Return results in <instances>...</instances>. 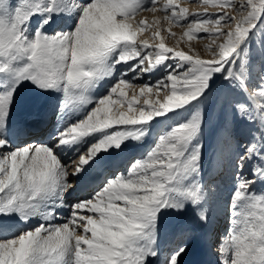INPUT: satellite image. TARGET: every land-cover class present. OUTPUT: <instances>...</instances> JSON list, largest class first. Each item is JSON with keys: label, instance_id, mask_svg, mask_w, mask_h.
Masks as SVG:
<instances>
[{"label": "snow or ice", "instance_id": "1", "mask_svg": "<svg viewBox=\"0 0 264 264\" xmlns=\"http://www.w3.org/2000/svg\"><path fill=\"white\" fill-rule=\"evenodd\" d=\"M203 3L190 13L176 0H0V217L22 225L0 238V264H149L160 256L161 210L191 205L207 222L200 105L217 79L236 94L232 108L250 126L231 161L229 227L217 262L264 264V191H254L264 182V74L250 86L249 72L254 38L264 51V0ZM141 11L163 15L147 23L136 19ZM65 13L61 30H45ZM173 26L182 32L169 47ZM194 40L206 41L207 57ZM129 73L149 79L137 88ZM106 78L115 83L94 95ZM24 82L61 94L60 123L49 140L16 145L7 126ZM129 142L142 151L126 169L66 202L70 178ZM65 149L78 155L71 173ZM186 247L171 249L163 264H180Z\"/></svg>", "mask_w": 264, "mask_h": 264}, {"label": "rangeland", "instance_id": "2", "mask_svg": "<svg viewBox=\"0 0 264 264\" xmlns=\"http://www.w3.org/2000/svg\"><path fill=\"white\" fill-rule=\"evenodd\" d=\"M13 2H15V0H13ZM66 2L73 3L77 2V0H66ZM164 2L165 0H158L159 5H162ZM176 2L181 7L187 8L190 13L205 10V4L203 3V0H176ZM207 11L214 12L216 11V9L208 6ZM154 15H163V13L157 12L156 14H153L150 11H141L137 14L136 19H144L147 23H152V21L154 20ZM69 16L70 13H65L63 14V16L54 17L53 22L49 26H47L45 30L48 32H53L58 29L61 30L63 25L68 21ZM36 22L37 21L35 20L33 21V23ZM52 28L53 30H50ZM171 31L176 32L177 37H167L165 42L167 46L175 47L176 40L179 38L182 29L179 26H173ZM161 34L165 35V33L163 32ZM140 35L141 38H147L151 35V32L146 30ZM258 38L259 37L254 38L250 50V86L258 82L259 75L264 74V51L261 50V47L257 43ZM261 42L262 44H264V37H262ZM191 43L196 52H198L202 57H207L208 54L204 49V44L206 43V41L194 40ZM181 47H183V49L187 51L186 45L181 44ZM122 71L123 68L121 67L116 73L117 77ZM131 76H133V74L129 73L128 76L125 77V79L131 81L137 86V88L149 79V76L145 75L143 79L133 81ZM156 76H158V73L155 74L152 78L155 79ZM109 83H115V80L106 78L93 94L102 95L104 92L103 90H105ZM128 94L129 96H131L132 92L129 91ZM235 95L236 94L234 92L226 88V85L220 79H217L216 82L213 83L211 91L208 92L207 96L204 98L200 105L204 117L201 135V141L203 143L202 183L205 187L206 192L208 193V199L202 206V209L206 211L208 217L207 222L201 221L198 218V216L196 215V209H194L191 205L187 206L185 210L180 212L172 209L161 210L158 220L157 237V247L160 252V256L158 258H149V264L163 263L165 257L168 254L163 252V246L169 242L168 237L171 234L175 235L180 231L185 232V234L181 238H179V241L177 240L180 245V243L186 244L185 239L188 238L187 236H190V233L194 232L195 230L199 231V229H204V231L206 230L207 233H209L211 225L215 226L216 224V226L219 225L218 228L222 227L225 233L227 228L229 227L228 203L230 199V193L233 188L231 161L233 156L235 155V151L237 150L236 145L243 142L250 127L244 120L236 115L232 108V101L235 98ZM60 98L61 94L58 92L43 93L34 88L30 83L24 82L17 89L15 102L12 106L11 115L7 126V135L9 136V138L12 140L14 136L17 137L22 121L25 120L28 116L39 114L38 112L46 111L51 104L55 103L54 112H52L49 118L51 120L49 125H51V123L55 121V117L58 114L57 111L59 109ZM66 118L67 116L65 117V119ZM39 131L37 130V134L39 133ZM140 147L141 146L137 145L135 142H129L127 143V146L123 148V150H113L110 157H102L95 164L91 165V167H87L86 169L88 171H85L83 173L88 174L92 171H96L99 166H103L104 168L109 165L106 164L107 162H117L121 158V156L125 155L128 152H131L127 157L128 162L124 167L126 169L129 161L134 156H136V154H138L137 152L142 150ZM64 163L72 165V160L70 163L69 161H64ZM72 167L73 166H70L68 168V171L70 173L71 171H73ZM74 180L75 178H70L69 183L74 185V183H72L74 182ZM228 185L232 187L228 191H226ZM75 190L76 189L74 187L73 190H71L67 194L66 202H74V200L70 201L69 199H67V197H69L70 193H74ZM225 191L229 192L228 196L225 195ZM254 191L258 193L264 191V182H257L254 187ZM66 214V210L61 213V215ZM224 221H226L225 224ZM21 226L22 225L15 217H0V238H3L2 236H5V234L17 231ZM220 237V232H218V235L216 234L215 237L211 238L214 239V241L212 242L218 245L217 240ZM217 245L213 246V254L210 255V253L208 254L205 245L203 246V242L198 239L197 236L196 238H192L186 245V251L180 258V264H218ZM163 256L164 259L162 258Z\"/></svg>", "mask_w": 264, "mask_h": 264}, {"label": "bare ground", "instance_id": "3", "mask_svg": "<svg viewBox=\"0 0 264 264\" xmlns=\"http://www.w3.org/2000/svg\"><path fill=\"white\" fill-rule=\"evenodd\" d=\"M50 30H53V28ZM56 31H59V29ZM54 108H55V103L51 104L50 107L46 111L38 112L39 114L30 115L25 120H23L21 123L20 129H19V133H18L17 137L16 136L13 137L12 142L16 145H24V144L32 143L33 141L42 142V141L49 140L50 134L53 133V130L57 126H59V123H60V113H59V109L57 108L58 114L56 113L57 116L56 115H55L56 117L54 116L55 121L54 122L52 121L53 123H51V125H49V123L51 122V120L49 118H50V115L52 114V112H54ZM36 130H38V131L40 130L38 134H37ZM140 151H142V150H140ZM139 152H137V153H139ZM130 153L131 152H128L125 155L121 156V158L117 162H112V163L107 162L106 164H109V165L104 167V168H103V166H99L96 171H92L88 174L87 173L86 174H84V173L80 174L79 177L75 178L74 182H72V183H74V187L76 190L74 191V193L73 192L70 193V195H69V197H67V199H69L70 201H73L77 197L83 198L88 192H91L93 189H95L96 186L102 180H104L106 177L110 176L114 172L124 170L125 169L124 167L126 166V164L128 162L127 157L130 155ZM77 156L78 155H74L73 152L71 150H68V149H65L64 152L62 153L63 161H69V163H70L72 160L71 166H73L72 167L73 171H74V167H75V162L78 160ZM66 158H68V159H66ZM85 171H88V170L86 169ZM108 173H109V175H108ZM213 180H215V179H213ZM214 182H216V181H214ZM212 184H214V183H212ZM216 184H218V183H216ZM228 186H227V188L225 187L226 191H228L232 187V186H229V187ZM226 191H225V195L228 196L229 192H226ZM57 222H60V221H57ZM225 222L226 221H224V224H225ZM218 226H216V224H215V226L211 225L209 233H207L206 230L204 231V229L203 230L199 229V231L195 230L194 232H191L190 233L191 235L187 236L188 238L185 239L186 245L190 242V240L192 238H196V236H197L198 239H200L203 242V246L205 245L206 250L208 251V254L209 253H210V255L213 254L212 253L213 252V246L214 245L216 246L217 244L216 243L214 244V242H212V241H214V239H211V238L215 237L216 234L218 235V232H220L221 236L224 234L223 228L222 227L218 228ZM184 234H185L184 231H180L179 233H177L175 235L171 234L168 237L169 242L166 243L164 246L162 245L163 250H164L163 252L168 253L171 249L175 248V246H178L179 242H177V240L179 241V238H181ZM192 235H193V237H192ZM2 237H4V236H2ZM218 241H219V239L217 240V242ZM180 244H182V243H180ZM162 258L164 259V256ZM161 264H163V263H161Z\"/></svg>", "mask_w": 264, "mask_h": 264}]
</instances>
